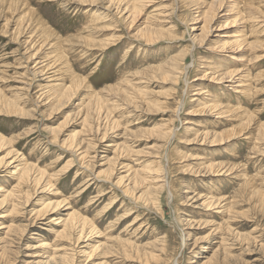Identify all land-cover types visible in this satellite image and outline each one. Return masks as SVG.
<instances>
[{"label":"rangeland","instance_id":"1","mask_svg":"<svg viewBox=\"0 0 264 264\" xmlns=\"http://www.w3.org/2000/svg\"><path fill=\"white\" fill-rule=\"evenodd\" d=\"M0 264H264V0H0Z\"/></svg>","mask_w":264,"mask_h":264},{"label":"bare ground","instance_id":"2","mask_svg":"<svg viewBox=\"0 0 264 264\" xmlns=\"http://www.w3.org/2000/svg\"><path fill=\"white\" fill-rule=\"evenodd\" d=\"M222 1V0H221ZM212 14V13H211ZM212 18H214L213 16H212ZM243 19V16H240V14H239V16H237V17H235V19L233 20V23L234 24H232L231 26H237L236 24H237V22L239 21L238 19ZM210 21H211V19H210ZM207 23V22H206ZM206 25H208V24H206ZM204 27V26H203ZM203 29V28H202ZM238 30H241V31H239V32H237ZM238 30H233L232 32H228V35L227 36H230L231 38V43H232V47H234V48H238L237 50L238 51H241L242 49H240L239 47H241V46H243V45H245L246 43L247 44H251L250 43V41H247V39H248V37H249V35L247 34V33H245V31H246V27L244 28V26L243 25H241V26H239V28H238ZM236 33H238V34H236ZM257 35V34H256ZM248 46V45H247ZM40 48V47H39ZM39 50V49H38ZM237 52V51H236ZM223 78H225V77H223Z\"/></svg>","mask_w":264,"mask_h":264}]
</instances>
